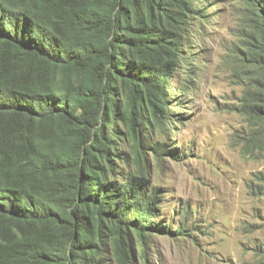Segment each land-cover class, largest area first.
I'll return each mask as SVG.
<instances>
[{
    "label": "trees",
    "instance_id": "trees-1",
    "mask_svg": "<svg viewBox=\"0 0 264 264\" xmlns=\"http://www.w3.org/2000/svg\"><path fill=\"white\" fill-rule=\"evenodd\" d=\"M243 1L238 111L264 125V0ZM193 2L0 0V264H112L107 237L114 264H136L130 230L157 229L160 196L113 177L111 156L166 130Z\"/></svg>",
    "mask_w": 264,
    "mask_h": 264
},
{
    "label": "rangeland",
    "instance_id": "rangeland-1",
    "mask_svg": "<svg viewBox=\"0 0 264 264\" xmlns=\"http://www.w3.org/2000/svg\"><path fill=\"white\" fill-rule=\"evenodd\" d=\"M192 7L166 87V130L126 135L127 160L111 156L113 177L139 176L143 195L160 196L157 229L143 238L130 230L136 264H256L264 249V125L238 111L242 87L230 58L249 9L243 0ZM155 142L164 146L158 154ZM109 239L104 256L114 264Z\"/></svg>",
    "mask_w": 264,
    "mask_h": 264
}]
</instances>
